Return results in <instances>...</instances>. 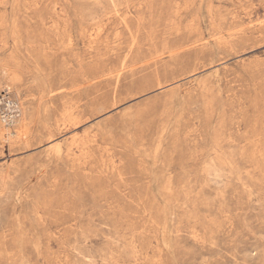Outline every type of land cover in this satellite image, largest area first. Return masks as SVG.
<instances>
[{"label":"rangeland","instance_id":"obj_1","mask_svg":"<svg viewBox=\"0 0 264 264\" xmlns=\"http://www.w3.org/2000/svg\"><path fill=\"white\" fill-rule=\"evenodd\" d=\"M5 90L0 264H264V0H0Z\"/></svg>","mask_w":264,"mask_h":264},{"label":"built area","instance_id":"obj_2","mask_svg":"<svg viewBox=\"0 0 264 264\" xmlns=\"http://www.w3.org/2000/svg\"><path fill=\"white\" fill-rule=\"evenodd\" d=\"M1 106V120L8 129L13 130L16 125L17 119L20 116L19 106L8 91H3L0 98Z\"/></svg>","mask_w":264,"mask_h":264},{"label":"bare ground","instance_id":"obj_3","mask_svg":"<svg viewBox=\"0 0 264 264\" xmlns=\"http://www.w3.org/2000/svg\"><path fill=\"white\" fill-rule=\"evenodd\" d=\"M78 136V135H77Z\"/></svg>","mask_w":264,"mask_h":264}]
</instances>
